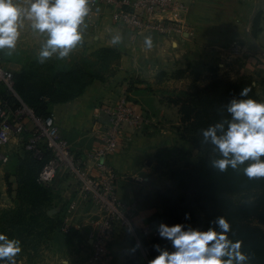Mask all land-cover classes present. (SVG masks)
<instances>
[{
	"label": "crops",
	"instance_id": "crops-1",
	"mask_svg": "<svg viewBox=\"0 0 264 264\" xmlns=\"http://www.w3.org/2000/svg\"><path fill=\"white\" fill-rule=\"evenodd\" d=\"M183 1L189 9L177 13L194 34L173 38L137 34L115 22L109 6L101 3L93 6L82 25V41L62 59L73 61L90 56L99 48L113 47L121 51V61L113 75L95 80L81 96L51 108L60 134L72 143L93 171L95 160L90 153L101 145V131L109 126L107 107H115L127 97L137 112L149 118L143 132L127 128L118 152L107 159L119 174L116 187L120 198L138 204L135 221L139 226L159 225L163 210L154 193L171 186L176 167L195 163L203 156L192 142L182 137V115L180 107L169 101L172 94L186 89L193 76L209 75L213 67L221 76H253L264 82V0ZM18 2L26 6L29 0ZM259 13L261 31L255 38L254 18ZM20 33L15 49L27 52L28 46H34L38 51L34 57H6L7 65L14 66L16 71L29 66L32 60L41 62L38 53L47 39L27 18ZM117 36L119 39H114ZM147 36L152 37L151 47L146 43ZM251 44L257 51L251 50ZM56 58H61L58 53L43 62ZM178 69L187 70L188 75L183 79L170 77ZM162 73L166 76L160 78ZM26 137H13L7 146L0 148L8 157L6 162L0 159V209L15 208L19 189L26 186L30 162V155L24 150ZM50 188L53 199L46 201L47 214L55 219L61 217L69 230L63 226L50 232L42 249H38L42 257H21L11 264L87 262L91 248L86 237L96 226L99 212L84 198L78 181L69 175L59 177ZM134 240L118 233L110 246L108 264H126L137 246L144 256Z\"/></svg>",
	"mask_w": 264,
	"mask_h": 264
},
{
	"label": "trees",
	"instance_id": "trees-1",
	"mask_svg": "<svg viewBox=\"0 0 264 264\" xmlns=\"http://www.w3.org/2000/svg\"><path fill=\"white\" fill-rule=\"evenodd\" d=\"M260 22L259 13L254 18L252 35L255 38L261 31ZM121 58L122 53L117 48L102 47L90 56L62 65L55 63L48 66L47 63L44 66V62L35 60V63L32 62L14 73V88L37 117L46 118L53 114L52 105L69 102L81 96L95 80H105L113 75ZM54 60L59 59L49 61L56 62ZM40 66L42 70L39 69ZM187 72L185 69H178L171 73L170 77L183 79L188 75ZM163 76L166 74H160V78ZM192 79V84L186 89L174 92L169 101L180 107L184 125L181 129L182 137L192 142L203 156L195 163L176 167L172 171L171 186L156 191L154 197L163 210L162 221L170 224L182 222L186 228L197 227L206 230L213 226L211 214L221 208L219 205L226 201L227 193L262 187L264 176L250 177L246 174L244 169L252 160H247L235 168L229 166L225 170L212 165L211 161L222 154L216 145L204 138L202 129L217 122H223L227 127L232 118L227 106L233 97H239L243 86H251L249 96L257 100L262 98L252 76L223 77L217 68L213 67L209 75H196ZM1 99L19 104L6 89H0ZM26 151L30 155L26 186L19 189L15 208L0 209V232L18 238L22 244V252L38 253L40 246L49 239L50 232L61 229L64 225L61 217L55 219L47 214L46 201L51 202L53 199L52 190L50 186L42 185L38 180L43 166L51 157V152L43 146V157L38 158L34 152ZM198 189L203 194H198ZM234 209L239 212L242 207L235 205ZM234 226L239 228L241 224L236 221ZM157 243L161 247L174 250L170 239L161 236L144 239L142 244L149 258L158 254L155 247ZM261 245L256 264L261 261L264 264V241ZM0 259L8 260V264L13 262L7 257ZM126 264H147L138 246Z\"/></svg>",
	"mask_w": 264,
	"mask_h": 264
},
{
	"label": "built area",
	"instance_id": "built-area-1",
	"mask_svg": "<svg viewBox=\"0 0 264 264\" xmlns=\"http://www.w3.org/2000/svg\"><path fill=\"white\" fill-rule=\"evenodd\" d=\"M89 3L91 9L99 3L109 6L113 20L130 27L137 34H159L171 38L194 34L177 13L189 9L183 0H89ZM0 85L5 86L19 102L0 100V148L7 146L13 137L25 135V149L34 152L38 158L43 157L42 147L45 146L51 157L39 174V182L52 186L59 177L69 175L78 181L84 198L99 212L96 226L87 233L91 251L85 264H108L110 246L118 233L135 239L145 252L142 241L160 236L158 225H137L138 204L120 198L116 187L119 174L107 159L118 152L127 128L135 133L143 132L149 118L137 112L127 97H123L115 107H107L109 126L101 131V145L90 153L95 160L93 171L72 143L60 134L53 114L39 118L21 100L14 88V72L7 67L1 53ZM0 159L6 162L8 157L0 152ZM63 229L69 230V226L65 224ZM145 257L147 261L150 259Z\"/></svg>",
	"mask_w": 264,
	"mask_h": 264
},
{
	"label": "clouds",
	"instance_id": "clouds-1",
	"mask_svg": "<svg viewBox=\"0 0 264 264\" xmlns=\"http://www.w3.org/2000/svg\"><path fill=\"white\" fill-rule=\"evenodd\" d=\"M90 10L89 0H29L26 6L18 0H0V50L15 49L21 35L20 27L27 18L35 30L47 36L38 59L43 62L54 53L65 57L82 41V25ZM114 39L118 40L119 36ZM145 40L151 47L152 37L147 36ZM250 91V85L243 86L239 97H233L228 104L232 118L227 127L217 122L203 128L202 133L222 154L211 161L212 165L225 170L252 160L244 171L250 177H258L264 176V159H261L264 155V100L249 96ZM217 223L222 231L212 227L206 230L186 228L182 222L161 221L158 234L170 239L174 250L157 243L158 254L147 264H244L247 254L242 251V241H233L228 235L230 221L220 216ZM21 250L18 238L0 232V258L15 261ZM0 264H8V260L0 259Z\"/></svg>",
	"mask_w": 264,
	"mask_h": 264
},
{
	"label": "rangeland",
	"instance_id": "rangeland-1",
	"mask_svg": "<svg viewBox=\"0 0 264 264\" xmlns=\"http://www.w3.org/2000/svg\"><path fill=\"white\" fill-rule=\"evenodd\" d=\"M250 48L253 51H257V47H255L253 44L250 45ZM0 51L2 56L5 57V59L6 57H12L18 59V58H24L27 55L30 57H34L37 55L36 51L38 50H36L34 46H28V49L26 50L27 52H25V50L18 51V48L13 49L11 51L5 48ZM5 59L4 61L6 65L9 64L7 63L8 60ZM54 61L56 62H52V61H48L46 63L44 62L43 65L44 66L47 65V63H49L48 66L50 64H55V63L62 65L69 62L68 60H63L62 57L59 60H54ZM32 62L35 63L36 61L32 60L31 63ZM7 67L10 70H12L14 73L16 72L14 66L11 67L10 65L9 66L7 65ZM39 69L42 70V67L40 66ZM223 77H228V76H223ZM192 81L190 84H192ZM255 84L259 95L261 96L262 100H264V82L255 79ZM0 89L4 90L6 89V87L0 85ZM261 158L264 159V155H262ZM197 192L198 194H203L200 189H198ZM235 205L242 207V210L237 212V210L234 209ZM219 207L221 208H219L218 211H216L213 215L211 214V218L214 221L212 224L213 225L212 228H216L217 231H222L219 224L217 223V218L220 216L226 217L231 224V228L228 233L229 237L233 241H237V240L242 241V251H244L247 254V259L244 261V264H256V261L259 259L258 254L262 246L261 244H263L264 241V239H262V237L264 236V185L262 187L255 189L251 188V189L239 190L235 192L231 191L226 194V201L221 202ZM236 221L241 224V227L237 228L234 226V222ZM42 246L43 244L40 246V249H42ZM143 253L146 256H148L146 251ZM30 256H33V258L34 257L39 258L43 256V253L19 252L17 253L15 260H18L21 257L29 258ZM260 264H262V261L260 262Z\"/></svg>",
	"mask_w": 264,
	"mask_h": 264
}]
</instances>
